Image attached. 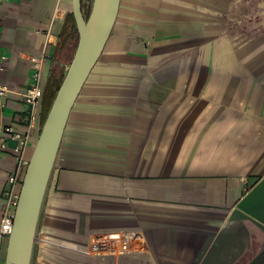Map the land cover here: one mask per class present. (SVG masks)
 Here are the masks:
<instances>
[{"label": "crops", "instance_id": "obj_1", "mask_svg": "<svg viewBox=\"0 0 264 264\" xmlns=\"http://www.w3.org/2000/svg\"><path fill=\"white\" fill-rule=\"evenodd\" d=\"M241 1L121 0L67 121L32 264H264V32L213 22ZM72 11L73 0H0V84L16 92L0 100V224L50 77L70 66L59 39ZM31 56L45 58L44 96L19 154L5 130H30ZM113 231L132 236V253L91 252V235Z\"/></svg>", "mask_w": 264, "mask_h": 264}, {"label": "water", "instance_id": "obj_2", "mask_svg": "<svg viewBox=\"0 0 264 264\" xmlns=\"http://www.w3.org/2000/svg\"><path fill=\"white\" fill-rule=\"evenodd\" d=\"M121 0H92L88 17L82 0H73L78 44L53 101L25 171L8 239L5 264H32L34 246L48 184L71 110L100 59L117 20Z\"/></svg>", "mask_w": 264, "mask_h": 264}, {"label": "built area", "instance_id": "obj_3", "mask_svg": "<svg viewBox=\"0 0 264 264\" xmlns=\"http://www.w3.org/2000/svg\"><path fill=\"white\" fill-rule=\"evenodd\" d=\"M64 16L65 13L61 8H58L55 11L54 17L56 19L63 18ZM29 61L32 65V81L29 87L25 90L23 98L30 110V130L26 134L18 133L13 128L5 130V134L8 135L9 138L18 142V145L14 150L19 154L22 152L23 145L25 146L27 141L30 139V131L39 120L41 103L44 96L42 88V75L45 58L43 56H31L29 57ZM4 69V59L0 53V74L4 71ZM15 93L16 92L12 91L9 87L2 86L0 84V100ZM7 148V140H0V156L7 150ZM23 161L24 160L21 156V164H24L27 167L29 163H25ZM23 178L21 179L19 176L14 175L9 180L10 187L5 193V206L0 224V239L8 240L13 232L14 218L18 206ZM132 242L133 238L130 234L119 231L97 233L91 235L89 238L91 252L98 254H110L113 256H122L132 253Z\"/></svg>", "mask_w": 264, "mask_h": 264}, {"label": "rangeland", "instance_id": "obj_4", "mask_svg": "<svg viewBox=\"0 0 264 264\" xmlns=\"http://www.w3.org/2000/svg\"><path fill=\"white\" fill-rule=\"evenodd\" d=\"M83 12L87 18L89 7L91 10L92 0H82ZM213 20L215 25L226 29L231 35H239L249 38L264 32V0H242L227 9L225 18Z\"/></svg>", "mask_w": 264, "mask_h": 264}, {"label": "trees", "instance_id": "obj_5", "mask_svg": "<svg viewBox=\"0 0 264 264\" xmlns=\"http://www.w3.org/2000/svg\"><path fill=\"white\" fill-rule=\"evenodd\" d=\"M90 12V7H89ZM78 44V32L73 14H69L67 17L66 25L60 35L59 49L66 50L65 54L67 59L65 60L67 65H70L76 52ZM67 47V48H66ZM66 71L60 70L58 73H53L50 77L49 83L46 88V94L44 98V110L42 115V126L46 120V117L50 111L53 101L59 91V88L64 80Z\"/></svg>", "mask_w": 264, "mask_h": 264}]
</instances>
